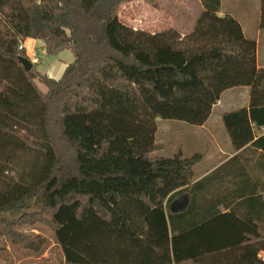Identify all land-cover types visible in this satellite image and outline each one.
<instances>
[{"label":"trees","instance_id":"obj_1","mask_svg":"<svg viewBox=\"0 0 264 264\" xmlns=\"http://www.w3.org/2000/svg\"><path fill=\"white\" fill-rule=\"evenodd\" d=\"M132 1L0 0V256L42 257L50 241L35 231L47 228L62 264H264V222L202 208L205 155H155L158 119L204 126L224 90L250 86V108L221 119L234 152L264 160L255 43L218 16L221 0H201L185 36L126 26L118 11ZM27 39L75 61L60 79L28 72ZM18 163L23 174L4 181Z\"/></svg>","mask_w":264,"mask_h":264},{"label":"crops","instance_id":"obj_2","mask_svg":"<svg viewBox=\"0 0 264 264\" xmlns=\"http://www.w3.org/2000/svg\"><path fill=\"white\" fill-rule=\"evenodd\" d=\"M221 2L222 11L218 16L220 18L231 16L240 24L244 38L256 45V68H264V53L261 48L264 31L259 30L261 7L258 9V17L251 21L247 17L250 15L247 10L238 8L239 11L232 14L231 11L224 10L225 0H221ZM242 14L247 19L242 17ZM23 46L33 64L36 63V53L41 50L45 51L44 43L37 40L27 39ZM251 92L250 86L224 90L220 94V99L208 122L201 127L188 126L194 128V132L188 138L189 141L192 140L191 144L195 149H198L197 151L206 153L205 159L195 168L194 181V183L207 181L208 189L202 192L201 196V198L207 197V202L202 199V208L205 206L210 211L215 208L221 214H232L245 222L258 223L264 222V160L261 158L262 151L248 147L240 152H234L221 119L225 113L241 108H250ZM166 126L169 125H164L163 128L166 129ZM158 137L159 127L156 143L162 144V142H158ZM204 146L207 149L202 151ZM182 149L184 157L192 156L186 155L187 147L186 149L182 147ZM209 160L212 162L209 163ZM187 205L188 200L184 199L177 201L175 208L182 209Z\"/></svg>","mask_w":264,"mask_h":264},{"label":"rangeland","instance_id":"obj_3","mask_svg":"<svg viewBox=\"0 0 264 264\" xmlns=\"http://www.w3.org/2000/svg\"><path fill=\"white\" fill-rule=\"evenodd\" d=\"M260 7V0H225L224 10L231 11L232 14L238 12V8L247 10V13H250L247 17L251 21H254L258 17V9ZM201 13V0H151V4L147 0H134L121 6L118 16L123 24L136 30L156 34L169 29H175L182 36H185L193 31ZM242 17L246 18L243 14ZM261 42V48L264 53V34ZM41 43L43 44V42ZM36 54V63L34 65L37 71L53 79L61 78L65 67L75 61L74 54L71 51H64L58 56H48L44 50L38 51ZM37 85L40 91L43 93L47 92V89L38 81ZM164 125L169 126H166V129H164ZM157 126L159 127L158 142H162L161 145H164L165 149L157 152L155 155L172 156L179 152L183 155L182 147L184 149L187 147L185 150L186 155H206V153H200V150L197 151L198 149L193 147L191 144L193 143L191 142L192 140L189 141V135L194 132V128H190L191 126L188 127L189 125L182 122L165 121L162 119H158ZM31 140L34 143L37 141L34 137ZM205 146L201 149L202 151L207 149ZM31 156L33 155H22L19 161L23 163L27 157ZM211 162L212 160H209V163ZM22 163L10 166L3 180H18L25 169ZM35 233H42L50 241V247L42 257H26L23 253L9 246L8 251L4 253L5 257L0 256V263L62 264L61 250L55 245L52 232L47 228H42L35 231Z\"/></svg>","mask_w":264,"mask_h":264},{"label":"water","instance_id":"obj_4","mask_svg":"<svg viewBox=\"0 0 264 264\" xmlns=\"http://www.w3.org/2000/svg\"><path fill=\"white\" fill-rule=\"evenodd\" d=\"M19 62L28 72L32 71L34 68V64L29 59L19 57Z\"/></svg>","mask_w":264,"mask_h":264},{"label":"built area","instance_id":"obj_5","mask_svg":"<svg viewBox=\"0 0 264 264\" xmlns=\"http://www.w3.org/2000/svg\"><path fill=\"white\" fill-rule=\"evenodd\" d=\"M23 47H24V46L20 47V50H22V49H23Z\"/></svg>","mask_w":264,"mask_h":264}]
</instances>
